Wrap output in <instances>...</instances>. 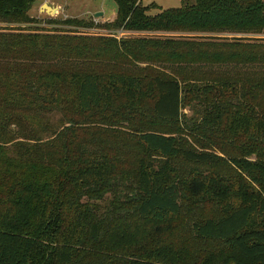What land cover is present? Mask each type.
I'll return each instance as SVG.
<instances>
[{
  "label": "trees",
  "instance_id": "1",
  "mask_svg": "<svg viewBox=\"0 0 264 264\" xmlns=\"http://www.w3.org/2000/svg\"><path fill=\"white\" fill-rule=\"evenodd\" d=\"M113 1L119 11L108 30L174 36L36 27L37 0H0V264H175L186 250L158 233L180 218L183 199L218 201L224 212L194 223L198 240L225 248L195 264H264V109L255 101L264 76L220 71L264 67V0H195L155 15L159 7L143 0ZM121 67L140 72L116 74ZM55 113L57 126L41 117ZM115 125L142 151L135 186L115 206L156 226L144 240L117 224V209L104 218L93 203L112 186L106 136L120 132L106 126ZM13 127L26 134L12 139ZM214 148L239 155L226 161ZM175 160L233 172L191 169L186 178Z\"/></svg>",
  "mask_w": 264,
  "mask_h": 264
},
{
  "label": "rangeland",
  "instance_id": "2",
  "mask_svg": "<svg viewBox=\"0 0 264 264\" xmlns=\"http://www.w3.org/2000/svg\"><path fill=\"white\" fill-rule=\"evenodd\" d=\"M195 0H143L144 5H151L154 4L158 9H154L151 11L150 14H157L160 10H167L169 8H177L182 6L183 3H194ZM105 0H37L35 5L29 12V15L38 21L36 27H44L46 29H62L68 32H74L77 34L82 35H91L95 37H106L111 36L113 33L111 30H108L104 25L107 22H112L115 20L116 15H111L110 19L106 21V18H95V14L98 12H102L105 10ZM44 4H48L49 6L56 8L57 12L55 14L46 13L42 10V6ZM66 20H76L78 22H85L89 24H94L88 28H81V27H74V26H67L63 25L62 23ZM51 21H55V23H51ZM4 25V24H3ZM2 25V26H3ZM116 36L121 37L124 35H141V36H151V37H171L174 35L171 34H136V33H123L118 31L115 33ZM115 36V35H114ZM231 36V35H225ZM264 38V35L262 36ZM162 69V68H160ZM221 69V68H220ZM175 68H170L166 66V69H162L164 74L176 76L174 72ZM219 70V69H217ZM110 71L109 67H100L98 68V72L101 74H107ZM222 72H227L231 77H241L243 78H252V77H262L264 76V67L258 66H239L232 70L221 69ZM140 71L130 68V67H121V69H116V74H129V75H136ZM237 73V74H236ZM249 74V75H245ZM249 76V77H246ZM104 80V81H102ZM101 80L102 84H105V78ZM242 89H246L243 85ZM151 94L153 95V91L151 90ZM258 98H255L256 105L264 109V93ZM189 116L192 113L189 110L186 111ZM42 119L49 122L52 126L59 125V121L62 118L61 115L58 113L52 115H41ZM108 127L106 126V130H114L123 133L117 135L116 140L112 136H106V147L115 151L112 154L113 157H116V165H115V173L112 181V186L110 191L102 200L93 202L97 208V211L100 215L104 218L108 217L112 211L117 209L118 215H113L114 220H117V224L121 225L122 227L125 226L127 231H133V234H136L138 237H142L141 239L144 240L148 234H156V226L152 223H145L142 221L136 220L133 215L130 217H126L124 215L125 211L124 208H120L119 205L115 206V201L118 199L123 203L125 197L128 193L131 192V189L135 186V176L138 167L139 158L142 155V151L133 144L131 141H127L126 131L127 128L123 127L122 125H115ZM15 132H18L16 127ZM170 128L165 127L164 132H169ZM26 134L24 130L18 132V134H9V137L14 138L23 137ZM184 140L188 145L196 148L197 150H202L201 144L198 143L197 139H193L190 135H184ZM44 139L47 140L48 137L44 136ZM22 140L18 138L16 141ZM28 142V141H26ZM11 148V147H9ZM213 151L222 157L226 161H229V155L238 156V152L231 148H228L223 154L219 149H213ZM229 154V155H227ZM175 164L182 167V176L188 177L189 171L191 169H198L202 171L204 174H209L213 171H216L220 175L226 177L228 174L233 172L227 165H223L221 168H206L199 164L190 163V162H182L179 160H175ZM224 212L222 209V205L218 201H211V202H200L199 200L195 201H187L185 199L182 200V210L180 218L177 221L172 222L169 225H161L163 230L158 233L160 237H163L162 240L165 243L171 244L174 249L176 250H186L185 253H180V258L175 262V264H195L201 257L205 256L207 253H216L217 255L224 253V245L219 242H207V241H200L198 240L193 232V225L194 223L204 221L206 219H220L223 216ZM124 215V216H123ZM132 233V232H131ZM182 249V250H181ZM186 254H188V260H186ZM125 256L123 252H119L117 257L120 259L121 257ZM126 257V256H125Z\"/></svg>",
  "mask_w": 264,
  "mask_h": 264
},
{
  "label": "water",
  "instance_id": "3",
  "mask_svg": "<svg viewBox=\"0 0 264 264\" xmlns=\"http://www.w3.org/2000/svg\"><path fill=\"white\" fill-rule=\"evenodd\" d=\"M105 10L102 12H98L95 14V18H106V21H108L111 17V15H117L119 8L118 5L113 0H105ZM42 10H44L46 13L49 14H55L57 12L56 8H53L49 6L48 4H44L42 6Z\"/></svg>",
  "mask_w": 264,
  "mask_h": 264
}]
</instances>
